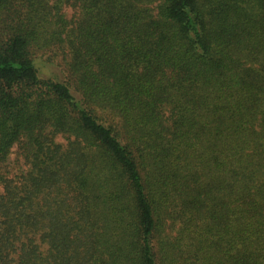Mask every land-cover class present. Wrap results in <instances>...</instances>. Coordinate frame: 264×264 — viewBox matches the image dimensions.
<instances>
[{
  "label": "trees",
  "instance_id": "trees-1",
  "mask_svg": "<svg viewBox=\"0 0 264 264\" xmlns=\"http://www.w3.org/2000/svg\"><path fill=\"white\" fill-rule=\"evenodd\" d=\"M0 264H264V0H0Z\"/></svg>",
  "mask_w": 264,
  "mask_h": 264
},
{
  "label": "rangeland",
  "instance_id": "rangeland-1",
  "mask_svg": "<svg viewBox=\"0 0 264 264\" xmlns=\"http://www.w3.org/2000/svg\"><path fill=\"white\" fill-rule=\"evenodd\" d=\"M67 13L69 14L70 13V11L69 10H67ZM57 141H59V142H63L59 137L57 138ZM13 152L9 155V157H8V166H14V164H15V160H17L16 158H19V157H17L16 156V154H15V150H16V147L14 146L13 147Z\"/></svg>",
  "mask_w": 264,
  "mask_h": 264
}]
</instances>
